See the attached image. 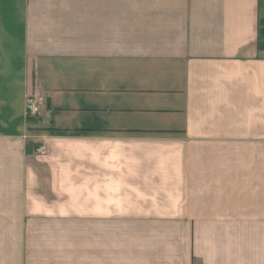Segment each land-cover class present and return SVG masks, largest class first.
Returning a JSON list of instances; mask_svg holds the SVG:
<instances>
[{
    "label": "crops",
    "instance_id": "crops-1",
    "mask_svg": "<svg viewBox=\"0 0 264 264\" xmlns=\"http://www.w3.org/2000/svg\"><path fill=\"white\" fill-rule=\"evenodd\" d=\"M262 18L0 0V264H264Z\"/></svg>",
    "mask_w": 264,
    "mask_h": 264
},
{
    "label": "built area",
    "instance_id": "built-area-1",
    "mask_svg": "<svg viewBox=\"0 0 264 264\" xmlns=\"http://www.w3.org/2000/svg\"><path fill=\"white\" fill-rule=\"evenodd\" d=\"M43 107V102L35 96L29 97L27 101V114L30 118H36L40 115ZM38 155H46L47 150L45 147H40L36 150Z\"/></svg>",
    "mask_w": 264,
    "mask_h": 264
},
{
    "label": "trees",
    "instance_id": "trees-1",
    "mask_svg": "<svg viewBox=\"0 0 264 264\" xmlns=\"http://www.w3.org/2000/svg\"><path fill=\"white\" fill-rule=\"evenodd\" d=\"M258 48L264 51V18L260 19Z\"/></svg>",
    "mask_w": 264,
    "mask_h": 264
}]
</instances>
